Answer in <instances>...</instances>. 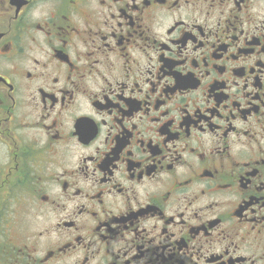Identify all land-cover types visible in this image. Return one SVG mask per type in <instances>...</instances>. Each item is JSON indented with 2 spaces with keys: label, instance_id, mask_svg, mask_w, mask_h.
Returning <instances> with one entry per match:
<instances>
[{
  "label": "flooded vegetation",
  "instance_id": "flooded-vegetation-1",
  "mask_svg": "<svg viewBox=\"0 0 264 264\" xmlns=\"http://www.w3.org/2000/svg\"><path fill=\"white\" fill-rule=\"evenodd\" d=\"M0 264H264V0H0Z\"/></svg>",
  "mask_w": 264,
  "mask_h": 264
}]
</instances>
